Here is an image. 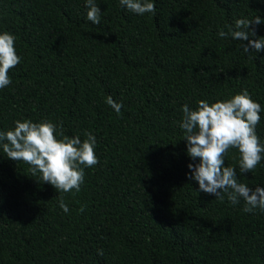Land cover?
Returning <instances> with one entry per match:
<instances>
[{
	"label": "trees",
	"instance_id": "1",
	"mask_svg": "<svg viewBox=\"0 0 264 264\" xmlns=\"http://www.w3.org/2000/svg\"><path fill=\"white\" fill-rule=\"evenodd\" d=\"M152 2L155 13L138 15L96 0L94 25L86 0H0V34L16 37L21 58L0 89V131L29 119L56 124L58 140L61 125L82 141L90 132L98 158L80 191L64 193L0 147V264H264V211L200 192L179 126L185 104L247 90L264 145V50L218 36L237 19L264 21V0ZM254 27L264 38V22ZM238 159L231 148L224 166L264 187V158L246 174Z\"/></svg>",
	"mask_w": 264,
	"mask_h": 264
},
{
	"label": "clouds",
	"instance_id": "2",
	"mask_svg": "<svg viewBox=\"0 0 264 264\" xmlns=\"http://www.w3.org/2000/svg\"><path fill=\"white\" fill-rule=\"evenodd\" d=\"M120 4L138 15L155 13L152 0H120ZM85 7L87 19L99 25L101 10L96 0H86ZM262 22L259 15L251 20L237 19L232 30H221L218 36L247 41L246 45L239 44L244 53H249L250 49L260 52L264 50V38H255L254 26ZM15 40L16 37L8 32L0 34V89L11 84L9 70L21 62L16 54ZM106 103L120 114L121 103L115 102L111 96L106 98ZM261 110V105L252 100L247 90H243L224 101L210 104L200 100L195 110L185 104L179 123L184 132L183 140L187 142V155L193 161L199 160V163L188 165V179L197 182L200 192L214 195L221 201L225 195L234 205L242 199L246 205L243 209L245 213H253L257 208L264 211V187L253 190L238 182L235 168L224 166V156L229 149L235 148L239 152L240 173L255 170L264 158V145L255 131L261 119ZM56 129V124L46 120L40 123L29 119L18 120L14 129L0 131V147L8 159L28 164L33 176L39 173L43 182L53 186L57 192H79L84 183V169L98 164L94 151L96 138L90 132L85 133L83 141L80 136L69 137L64 134L61 125V139L58 140ZM59 207L65 213L69 211L63 198L59 200ZM80 211L83 212L84 208L81 207Z\"/></svg>",
	"mask_w": 264,
	"mask_h": 264
}]
</instances>
